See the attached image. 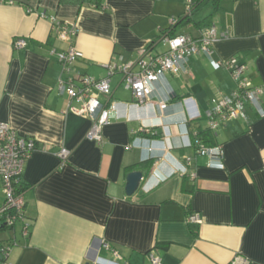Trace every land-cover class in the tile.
Listing matches in <instances>:
<instances>
[{
    "label": "crops",
    "instance_id": "crops-1",
    "mask_svg": "<svg viewBox=\"0 0 264 264\" xmlns=\"http://www.w3.org/2000/svg\"><path fill=\"white\" fill-rule=\"evenodd\" d=\"M102 2L100 10L61 0H0V121L37 145L21 181L24 221L0 233L5 243H15L7 262L151 264L154 255L163 264H264V115L247 106V119L215 131L222 166L199 155L195 143L199 127H209L205 113L212 100L237 88L214 63L236 57L254 86L264 84V0H221L217 10L204 3L175 31L198 36L215 25L219 39L211 57H193L186 74H168L155 84L163 110L125 107L132 91L110 67L135 61L185 16V0ZM51 17L74 23L77 36L57 39ZM17 38L27 46L15 49ZM71 45L83 54L71 75L110 77L111 100L123 103L122 118L103 128L102 145L87 138L91 119L70 110L81 103L59 90L66 75L57 54ZM159 45L150 49L159 53ZM62 149L69 151L63 162ZM188 161L183 174L180 165ZM133 171L143 179L128 196ZM4 202L0 181V207ZM193 214L201 223L189 222Z\"/></svg>",
    "mask_w": 264,
    "mask_h": 264
},
{
    "label": "built area",
    "instance_id": "built-area-1",
    "mask_svg": "<svg viewBox=\"0 0 264 264\" xmlns=\"http://www.w3.org/2000/svg\"><path fill=\"white\" fill-rule=\"evenodd\" d=\"M191 4L192 0H187V12H189ZM177 22L178 20L174 19L171 25L175 26ZM51 23L53 32L59 40L72 41L78 34V28L74 23L64 22L56 17H51ZM218 39L215 25L207 27L198 36L190 34L164 36L159 40V44L165 47L163 53H154L152 49H143L135 61L119 67L111 66L110 75L114 74L116 70L122 73L125 88L132 91L133 94L134 100L124 106L139 110L149 106L165 109L166 102H158L155 84L162 81L166 73L176 76L186 74L188 64L193 57L201 54L211 57L213 44ZM13 46L15 49H23L27 46V41L25 38H17L13 42ZM82 57V52L73 45L67 51L57 54L58 61L63 67V75H66L59 79V90L61 93H66L71 100L81 103L79 109L70 106V110L91 119L87 138L102 145L104 142L103 128L110 123L111 119L122 118L118 109L123 103L111 100L110 77L96 80L88 75L80 77L71 75L73 64ZM214 67L226 69L235 80L237 88L230 96L212 100V107L205 113V118L212 130H218L232 119H247V106H252L260 116L264 115L261 107L264 84L254 86L245 75L246 68L238 58L233 57L223 63H214ZM101 97L105 99L104 102L101 101ZM148 141L152 145L163 143L159 140ZM195 143L199 155L210 157L211 165L222 166L224 155L220 146H205L198 140ZM158 148L164 154L167 153L164 146ZM36 149L37 145L34 139L20 136L10 125L0 121V181L5 194V202L0 207V216L3 224L10 229H14L18 222L24 221L25 202L19 188L25 164ZM68 156L69 151L66 149H62L59 153L62 162L66 161ZM191 164L192 162L188 161L186 165H180V171L186 174ZM188 220L191 223H201L197 214L191 215ZM24 233L27 235L26 230ZM105 247L110 248L108 244H105ZM11 248L9 244H5L0 249L3 264H9L7 257ZM115 257L121 259L117 252H115ZM150 260L151 264H163L161 259L154 255H151ZM96 264L114 263L101 260Z\"/></svg>",
    "mask_w": 264,
    "mask_h": 264
},
{
    "label": "trees",
    "instance_id": "trees-1",
    "mask_svg": "<svg viewBox=\"0 0 264 264\" xmlns=\"http://www.w3.org/2000/svg\"><path fill=\"white\" fill-rule=\"evenodd\" d=\"M62 3H77L79 5H93V7H95L96 9H103L104 4L102 2V0H61ZM221 0H192V4L190 7L189 12H186L185 16L180 18V20H178L176 26H171L169 28H167L166 30H163L162 35L159 37V39H157L154 43H152L148 49L152 48L153 45H155L156 43L159 42V40L161 38H163L164 36H175L177 35V33L175 32L180 26H182L183 24H188L189 22L192 21V14L195 10L198 9V7L204 3L206 4H211L213 6V8H215V10L218 9L219 4H220ZM202 128V127H201ZM199 127L198 133L196 135V138L199 142L203 143V145L205 146H215L216 145V136H217V132H215L214 130H212L210 127L205 128V129H201ZM196 149H198V147L196 146ZM135 169L134 167L130 168V171ZM134 172V171H133ZM19 190L23 193L25 191V186L23 184H21V187L19 188ZM10 228H8L5 224H3V222H0V233L9 230ZM5 244H9L11 247L14 246V241L9 242V243H5L3 240L0 239V249L2 247H4Z\"/></svg>",
    "mask_w": 264,
    "mask_h": 264
},
{
    "label": "water",
    "instance_id": "water-1",
    "mask_svg": "<svg viewBox=\"0 0 264 264\" xmlns=\"http://www.w3.org/2000/svg\"><path fill=\"white\" fill-rule=\"evenodd\" d=\"M143 179V174L139 171L131 172L127 177L126 194L132 196L138 189L140 182ZM0 260L3 256L0 254Z\"/></svg>",
    "mask_w": 264,
    "mask_h": 264
},
{
    "label": "rangeland",
    "instance_id": "rangeland-1",
    "mask_svg": "<svg viewBox=\"0 0 264 264\" xmlns=\"http://www.w3.org/2000/svg\"><path fill=\"white\" fill-rule=\"evenodd\" d=\"M185 10L188 9V5H187V0H185ZM157 52L159 53H163L165 51V47H163L161 44L157 47L156 49ZM170 73H166V75H168ZM172 75V74H171ZM124 91V87L122 86V88L120 89V92ZM261 103H262V99H261ZM19 227V224L17 225ZM9 234V232H6L5 235Z\"/></svg>",
    "mask_w": 264,
    "mask_h": 264
}]
</instances>
